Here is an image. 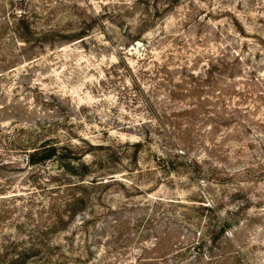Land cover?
I'll return each mask as SVG.
<instances>
[{
    "label": "rangeland",
    "instance_id": "1",
    "mask_svg": "<svg viewBox=\"0 0 264 264\" xmlns=\"http://www.w3.org/2000/svg\"><path fill=\"white\" fill-rule=\"evenodd\" d=\"M141 1L0 0L5 264L11 244L35 236L51 196L28 182L23 150L50 141L88 151L83 162L94 174L86 180L106 183L92 193L102 200L87 243L92 256L82 264H264V0H180L155 16ZM23 11L33 32L57 34L29 45L13 41V17ZM140 21L143 43L123 49L121 34ZM83 27L89 36L69 41ZM165 65L197 74L213 68L214 93L221 90L224 101H213L208 116L185 114L191 102L176 96L177 83L154 77ZM145 121L152 127L139 126ZM138 141L144 145L135 164L130 146ZM183 146L198 161L193 173H161L154 155ZM42 171V181L60 173L52 164ZM81 221L47 237L68 257L67 238ZM74 242L77 253L83 237Z\"/></svg>",
    "mask_w": 264,
    "mask_h": 264
},
{
    "label": "trees",
    "instance_id": "2",
    "mask_svg": "<svg viewBox=\"0 0 264 264\" xmlns=\"http://www.w3.org/2000/svg\"><path fill=\"white\" fill-rule=\"evenodd\" d=\"M148 1L149 2H145V6L147 5V12H153L154 16L158 15L159 12L174 8L180 3V0H167L164 4L159 6L157 0ZM139 2L142 1L135 0L136 5H138ZM31 18L32 15L29 11L15 14L12 24L13 41L29 45L39 40L38 38H47V35L55 36V34H57L56 31L53 30L40 33L33 32L32 29L35 28L30 22ZM99 19L100 18L97 17L94 21L96 22ZM86 30L88 29L84 27L79 29L70 36L69 41L74 40L83 42L89 36L86 35ZM142 30L143 25L142 21H140L134 28H128L124 31V33L121 34V41L124 45L121 47L123 49H129L137 43H143ZM120 64L119 62L117 65L111 67L113 70L112 75H110L109 72L105 74L107 80L112 76H117L118 67L121 66ZM228 66L229 64H226L224 67L227 68ZM161 69L163 71H161ZM126 71L129 73L132 80L131 84L134 85L133 89L136 91L137 83L131 77L133 71L128 67ZM162 75L164 78H160ZM154 77L168 84L177 83V85L173 87L177 89L176 96H179V98L183 97V99L186 98L187 101L190 100L191 102L186 104L187 106L185 105L186 107L183 109L186 111L185 114L203 113L207 115L209 113L207 110L213 107L216 108V105H213V101H224V93L221 90L214 93L215 88L213 85L215 84L214 79H216L217 75L215 76L213 68L206 69L202 74H197L194 71L188 72L186 67H180V69L169 71V67L165 65L164 68L160 67L158 69ZM210 115H212V112ZM217 118L222 119L223 117L218 113ZM156 122L159 127L162 124L164 125L160 119H157ZM150 124L151 121H145L139 123V126L152 127ZM143 145V141H138L130 146L133 150V162L135 164L138 162V155ZM100 148L106 151L111 150V146ZM189 149H191V147L188 146H183L175 151L174 149L163 148L160 155H154V159L157 162V169H159L161 173L167 175L180 171H184L186 174L191 175L193 173L191 167L193 164L198 165V161L190 157ZM83 150L84 149L78 147L73 148L70 144L59 145L57 143H51V141L44 142L40 145H32L23 150L24 157L22 160L25 169H28V182H33L35 186H38V189H42L43 191L46 190L45 192L50 191L51 196L47 197L42 202V212H40L39 217L41 221L36 225V230L33 231L35 236L30 237L29 241H22L10 245L15 253L8 264H61L64 261H70V259L74 264H82L83 261L91 258L92 252L87 246V243L90 238V229L93 227L95 220H97V215L99 214L95 202L98 204V202L102 200L101 197L95 198V195L92 193H95L101 187H106V183H103L104 180H99V178L86 180L90 174L92 175L94 173L90 171L92 169L91 166L83 162V159L88 154V151ZM47 164H52L60 173L56 175L47 173L48 177H46L45 181H42L41 176L45 172L42 171L39 173V167H44ZM4 166V163H0V171L4 170ZM110 179L112 180L114 178ZM45 216H47V219L43 222ZM78 216H82V221L79 227L67 238L72 246L67 252L68 255L71 254V256L68 257L65 255L62 245L52 242L47 237L66 230ZM77 235L83 237L84 245L80 246L79 251L75 253L74 238ZM203 244L204 241H201V243L195 247L198 253L202 252ZM0 262L1 264H5V261Z\"/></svg>",
    "mask_w": 264,
    "mask_h": 264
}]
</instances>
